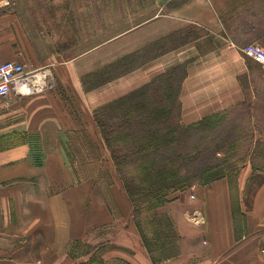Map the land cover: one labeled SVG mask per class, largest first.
Wrapping results in <instances>:
<instances>
[{
  "label": "crops",
  "instance_id": "crops-1",
  "mask_svg": "<svg viewBox=\"0 0 264 264\" xmlns=\"http://www.w3.org/2000/svg\"><path fill=\"white\" fill-rule=\"evenodd\" d=\"M129 18L112 39L156 63L87 90L82 77L110 63L111 20ZM246 44H264V0H0V64L37 77L0 99V264H264V173L246 166L160 207L177 240L157 256L93 115L183 64L181 123L229 109L254 87Z\"/></svg>",
  "mask_w": 264,
  "mask_h": 264
},
{
  "label": "rangeland",
  "instance_id": "rangeland-1",
  "mask_svg": "<svg viewBox=\"0 0 264 264\" xmlns=\"http://www.w3.org/2000/svg\"><path fill=\"white\" fill-rule=\"evenodd\" d=\"M154 1L142 0L143 5ZM133 14L127 11L128 17ZM149 14L146 12L142 17ZM138 20H111L110 63L82 77L87 90L101 86L106 80L112 86L118 85L133 71L145 70L156 63L150 60L156 52H151L149 46L125 54V44L112 39ZM101 40L94 39V46ZM185 66L173 67L146 84L114 97L96 107L93 113L102 144L133 204L134 219L141 223L143 240L157 256L166 255L165 246L173 247L177 240L173 220L159 215L160 207L180 197L191 201L195 186L222 178L237 180L246 166L264 173V67L255 64L254 87L241 84L245 86L244 95L240 93L243 101L196 123L183 124L180 96L187 73ZM150 152L155 157L148 160L145 156ZM93 158L96 167L103 166L101 157L95 154ZM121 161L128 170L124 175L117 165ZM104 180H108L105 172ZM157 200L162 201L159 206H155ZM193 220L198 221L196 216Z\"/></svg>",
  "mask_w": 264,
  "mask_h": 264
},
{
  "label": "built area",
  "instance_id": "built-area-1",
  "mask_svg": "<svg viewBox=\"0 0 264 264\" xmlns=\"http://www.w3.org/2000/svg\"><path fill=\"white\" fill-rule=\"evenodd\" d=\"M245 57L251 58L264 67V44H246L240 48ZM36 78L28 74L20 62L7 61L0 64V99L7 98L12 92H24L29 82Z\"/></svg>",
  "mask_w": 264,
  "mask_h": 264
},
{
  "label": "trees",
  "instance_id": "trees-1",
  "mask_svg": "<svg viewBox=\"0 0 264 264\" xmlns=\"http://www.w3.org/2000/svg\"><path fill=\"white\" fill-rule=\"evenodd\" d=\"M138 153V151L136 152V153H131V155H134V154H137ZM127 156V155H126ZM130 156V155H129ZM155 156L154 155H152V153L150 152V153H147V155L145 156V158L146 159H148V160H150V159H153ZM142 159H143V161H144V156L142 157ZM122 163V161L121 162H118V167H119V169H120V171H121V174L122 175H124V174H126V172L128 171L125 167H123V165L121 164ZM136 170V169H135ZM135 174H136V172H134ZM125 179V178H124ZM160 201L161 200H157L156 201V205L155 206H159V204H160ZM135 202V201H134ZM162 202V201H161ZM136 213H137V209L134 211V214L136 215ZM137 225L140 227L141 226V223L140 222H138L137 221ZM147 243V245H149L150 246V244L148 243V242H146ZM150 249V248H149ZM152 251V250H151Z\"/></svg>",
  "mask_w": 264,
  "mask_h": 264
}]
</instances>
